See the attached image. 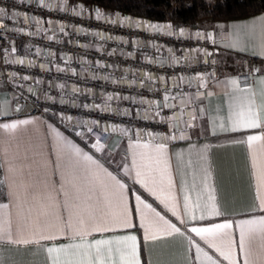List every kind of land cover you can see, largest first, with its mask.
Segmentation results:
<instances>
[{"label": "crops", "instance_id": "1", "mask_svg": "<svg viewBox=\"0 0 264 264\" xmlns=\"http://www.w3.org/2000/svg\"><path fill=\"white\" fill-rule=\"evenodd\" d=\"M262 23L264 12L212 24L213 38L226 37L219 41L226 52L218 59L223 74L216 94L198 99L197 116L187 132L190 139L185 141L130 138L119 144L115 136L108 143L100 142L98 151L91 147L93 138L85 147L83 141L48 118L15 114L3 91L0 124L18 126L0 127V264H49L48 247L81 242L69 240L70 231L67 235L58 231L69 220L78 226L80 220L85 221V243L112 240V248L123 250L126 259L133 242H117V238L135 236L141 264H200L204 257L201 254L196 260L197 245L214 259L223 260L211 245L226 247L230 239L243 264L238 228L221 230L230 234L223 237L219 233L202 237L191 229L226 221L235 225L258 217V207L264 206V133L259 129L232 131L228 120L242 100L251 102L253 111L264 119V85L256 79L261 73L252 72L248 85L239 79L240 88H251L249 93L234 91L223 83L250 71L240 60L230 64L232 55L257 58L255 68L264 70ZM233 25L248 26V34L234 32ZM233 41H242L247 50L226 46ZM23 120L29 123H18ZM57 130L87 155L94 153L93 160L77 156L71 145L56 135ZM248 135L260 138L247 141ZM160 144L165 148L158 149ZM112 177L125 187L121 189ZM170 224L180 228V233L171 230ZM97 226L103 230L97 231ZM9 231L13 239L39 242L10 244ZM41 234L54 239L40 240ZM249 243L252 264H264V235L257 230L250 240L246 238ZM116 259H120L118 253Z\"/></svg>", "mask_w": 264, "mask_h": 264}, {"label": "built area", "instance_id": "2", "mask_svg": "<svg viewBox=\"0 0 264 264\" xmlns=\"http://www.w3.org/2000/svg\"><path fill=\"white\" fill-rule=\"evenodd\" d=\"M0 7L7 13L0 15V102L1 93L7 92L17 115L42 116L65 130L67 121L61 123V115L75 121L99 120L103 143L115 136L119 144L130 138L172 143L190 139L187 132L197 116L198 99L217 92L223 74L218 60L224 51L219 44L226 39L223 34L213 43L197 38V32L207 33L202 28L119 10H113L116 25L103 18L100 10L93 15L101 17L93 16L91 22L84 10H64L54 0H0ZM158 23L171 29L157 32L148 27ZM205 50L212 55L206 56ZM174 58L179 63L173 64ZM208 60L215 63H205ZM256 64L249 59L243 62L250 71ZM205 71L214 72L215 77L199 88L201 95L193 101L197 81L189 80ZM250 71L239 75L241 83L252 82ZM144 74L157 78L150 80ZM108 95L113 99L108 100ZM164 103L172 107H161Z\"/></svg>", "mask_w": 264, "mask_h": 264}, {"label": "snow or ice", "instance_id": "3", "mask_svg": "<svg viewBox=\"0 0 264 264\" xmlns=\"http://www.w3.org/2000/svg\"><path fill=\"white\" fill-rule=\"evenodd\" d=\"M5 8L0 7V15H6ZM127 19V18H126ZM39 23V21H38ZM148 27L154 29L157 32L163 31L164 29H171V25H148ZM223 28V26H220ZM234 30V32H239L240 34L246 36L248 34V26H240L237 27L235 25L231 26ZM255 25L252 26L254 29ZM262 30H264V23L261 25ZM171 34V33H169ZM180 34L184 35V29H180ZM197 38L204 39L206 41L212 40L213 43L215 41L213 40L212 33H196ZM229 48H234L238 50H244L246 51L247 48L243 44L242 41H233L231 44L226 45ZM15 50V49H13ZM171 51V49H170ZM204 54L206 56H211L212 53H209L205 50ZM19 63L23 64L24 61H18ZM198 62V61H197ZM179 63V61L173 59V64ZM205 63L214 64L215 60H208L205 61ZM196 71L195 69H193ZM252 72H260L261 75L257 77V81L264 85V70L253 68L251 69L249 75ZM148 75V78L156 79L157 77L151 76L150 74H144ZM215 77L214 72H203L199 74L198 76H193L190 78L189 83L191 80L197 81V92L193 96V101L195 98H198L201 93L199 92V88L205 87L208 80L210 78ZM173 79L176 77L173 76ZM23 79H27V77H23ZM107 79V77H105ZM159 79L163 80L164 77H159ZM179 79L184 80L185 78L183 76H180ZM239 76L235 78H226L223 83H226L228 85L233 86L234 91H239L241 93H249L251 92V88H240L239 85ZM115 82V81H114ZM221 82V81H218ZM61 88L64 87V85H60ZM73 91H79V89L73 88ZM29 91H32V89H29ZM165 92H167V89H165ZM262 93H264V90H262ZM207 95L211 96L212 93L209 92ZM47 99H52V97H48L46 94ZM130 97H123V99H129ZM175 97H173L174 99ZM108 100L113 99L112 95H108ZM169 99L168 95L164 96V100L167 101ZM240 99V98H235ZM61 103H64L63 100H61ZM185 104V101L181 100V105L183 106ZM161 107H172V105H169L167 103H164L160 105ZM83 107L87 108L88 105H83ZM19 110V109H18ZM108 111H115L114 109H107ZM45 111H48L47 108H45ZM203 111V109H202ZM157 115H159V112H157ZM168 119H171L169 117ZM61 123L66 124V130L69 132V134H74L75 137H79L81 141H83L85 147L87 146L88 142L92 137H95V143H92L91 147L94 149L100 150L97 146L100 144V136L98 134V130L101 127L99 120H83V121H75L72 116H60ZM228 120L230 121V130L237 131L240 129H259L262 133H264V119H262L257 112L253 111L251 102H248L246 100H242L239 103V110L230 113ZM18 123L21 124H27L29 123L28 120L19 121ZM18 126L17 123H3L0 124V127L7 130L9 128L15 129ZM77 129H86L84 130H77ZM104 131H107V127L105 126ZM56 135L60 137L65 145H71V148L73 149L74 153L77 156L83 155L84 159L87 161L93 160V155H87V153L83 152V149L80 147H77L75 144H73L71 141L68 140L67 136L64 135L63 132L57 130ZM139 135V133H137ZM151 135V133H149ZM175 136H165L164 139H175ZM257 135H248L247 141H255L259 139ZM144 147H147V145H144ZM158 149L162 150L165 148L164 144H160L157 146ZM139 175V173H137ZM109 176H111V173H109ZM113 180H116L115 177H112ZM116 183L119 185L121 189L125 187L124 184H121L118 180H116ZM63 190V184L61 185L60 191ZM60 191L57 192V196L60 194ZM66 196L68 193H64ZM140 197H137V200H139ZM187 200V197L185 198ZM185 209H187V203H185ZM257 211L261 213L258 217L253 216L251 219H242L239 221V223L235 224L231 221H226L224 223H217L213 224L211 227H202L197 228L193 227L191 229V232L196 233L198 236H205V234L216 236L218 233L221 237L223 236H229L230 234L227 232H221V230H227L232 229L234 226L239 229V254L243 256V264H252L251 260V244H246V238L249 240L251 239V236L258 230L262 235H264V206L258 207ZM157 215H159L157 213ZM163 219V217H161ZM85 221L80 220L79 226L77 224H73L71 220L64 222L61 224V226L58 228V231L67 233L70 231L72 233V236H69V240H72L73 238L79 239L80 243H68V244H61L58 247H48L47 253L50 257L49 264H141L140 260L137 257V248H136V237L135 236H124L117 238V242L123 240V241H132L133 244L131 246V253L130 258L126 259L124 256L123 250L120 248H116L115 250L112 248L113 241L112 240H105V239H95L94 241H89L87 243L84 242V236L87 235V232L83 229ZM123 223L127 225L126 218L124 219ZM165 224H168L167 221H165ZM169 228L176 233H180V228H178L175 224H170ZM97 231H102L103 229L99 226L96 228ZM2 235V234H0ZM40 240H52L54 239V236L52 235H43L41 234L39 237ZM7 242L10 244H29V243H38L39 241H29L24 239H13L12 234L9 231L7 233ZM212 247L216 248V251L219 253V257H222L223 260H220L219 258L214 259L212 255H209L208 252H205L199 245L196 246V260H200L201 254H203L204 260L200 261V264H223L224 261H227V264H240L239 256L234 253V247L235 242L229 241L228 245L226 247H219L215 244L211 245ZM120 255V259H116V254Z\"/></svg>", "mask_w": 264, "mask_h": 264}, {"label": "trees", "instance_id": "4", "mask_svg": "<svg viewBox=\"0 0 264 264\" xmlns=\"http://www.w3.org/2000/svg\"><path fill=\"white\" fill-rule=\"evenodd\" d=\"M86 4H96L123 13L149 17L155 20H171L177 25L197 27L199 21L209 18L222 21L264 12V0H216L214 5L206 0H182L178 7H173L170 0H82ZM226 55L225 51L218 54V59ZM245 59L258 63L257 58L232 55L228 62L236 60L241 63Z\"/></svg>", "mask_w": 264, "mask_h": 264}, {"label": "rangeland", "instance_id": "5", "mask_svg": "<svg viewBox=\"0 0 264 264\" xmlns=\"http://www.w3.org/2000/svg\"><path fill=\"white\" fill-rule=\"evenodd\" d=\"M188 3H191L192 0H186ZM209 4L214 5L216 3V0H206ZM171 5L173 7H178L182 0H170ZM54 4L58 5V7L66 8L68 10H84L85 15L89 14L88 17L86 18L87 21L93 22L94 20H91V18L94 16L93 12L94 10H100L99 13L103 15V18L106 17L108 19V22H110L112 25H116V19L114 18L115 14L113 12L114 9H109L106 7H101V8H95L90 4L84 3L82 0H54ZM52 6V4H50ZM50 6V7H51ZM86 15V16H87ZM101 17V16H99ZM98 15H95L94 18H99ZM215 21L205 18L199 21V24L197 27L204 29L207 33H212L213 34V29H212V24H214ZM161 25L160 23H158Z\"/></svg>", "mask_w": 264, "mask_h": 264}]
</instances>
